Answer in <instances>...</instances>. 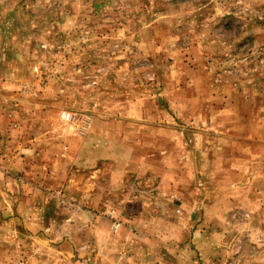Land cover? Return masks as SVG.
I'll return each mask as SVG.
<instances>
[{
    "label": "rangeland",
    "instance_id": "rangeland-1",
    "mask_svg": "<svg viewBox=\"0 0 264 264\" xmlns=\"http://www.w3.org/2000/svg\"><path fill=\"white\" fill-rule=\"evenodd\" d=\"M0 264H264V0H0Z\"/></svg>",
    "mask_w": 264,
    "mask_h": 264
},
{
    "label": "crops",
    "instance_id": "crops-1",
    "mask_svg": "<svg viewBox=\"0 0 264 264\" xmlns=\"http://www.w3.org/2000/svg\"><path fill=\"white\" fill-rule=\"evenodd\" d=\"M132 163H134V160H132V158H130L129 159V168H130V165H132ZM96 173H97V170L95 172L93 171V176L96 175ZM139 185L140 184H135V183H134V185L129 184V205H133L134 203H141V201L145 199V197L142 196L143 192H145L144 187L139 188L138 187ZM153 190H155V189H152V191Z\"/></svg>",
    "mask_w": 264,
    "mask_h": 264
}]
</instances>
